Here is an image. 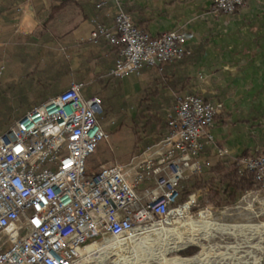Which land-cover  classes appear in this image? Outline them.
<instances>
[{"label":"built area","instance_id":"obj_1","mask_svg":"<svg viewBox=\"0 0 264 264\" xmlns=\"http://www.w3.org/2000/svg\"><path fill=\"white\" fill-rule=\"evenodd\" d=\"M109 1L112 24L94 20L89 40L119 46L110 76L125 79L192 55L183 30L151 35L119 0L98 2L97 12ZM247 1L212 0L210 13L232 15ZM4 71L1 64L0 78ZM88 86L72 82L0 134V264H80L91 257V245L106 243L107 250L119 239L202 209L194 196L185 203L179 199L184 182L213 166L204 155L207 146L217 161L234 162L240 177L255 175L257 186L240 200L264 193V151L234 155L219 147L212 131L223 105L196 94L177 99L159 143L125 163L90 169L89 159L100 143H109V134L99 119L102 98L98 92L87 96Z\"/></svg>","mask_w":264,"mask_h":264},{"label":"crops","instance_id":"obj_2","mask_svg":"<svg viewBox=\"0 0 264 264\" xmlns=\"http://www.w3.org/2000/svg\"><path fill=\"white\" fill-rule=\"evenodd\" d=\"M62 1L0 0V49L18 55V63L30 64L23 54L33 48L24 47L43 43L44 36L56 43L61 41L67 61L54 60L52 70L53 75H62L60 92L72 82L89 83L87 96L105 94L106 87L117 91L109 75L118 58L116 50L105 41L93 44L89 40L94 20L112 24L113 4L109 1L98 13L95 0H78L81 7H61ZM119 1L151 35L183 30L194 54L182 63L166 65L164 71L146 67L139 75L121 79L119 90L122 85L128 86L129 97H134L137 86L156 85L168 98L166 105L161 104L166 111V106H173L178 98L192 94L220 103L223 113L212 131L216 144L234 155L264 151V0H248L232 15L210 13L212 0ZM42 28L54 30L38 37ZM17 48L25 50L19 53L14 50ZM132 105L128 110L133 109ZM136 109L131 118L136 116ZM116 130L105 129L109 143H100L94 155L99 149L107 155L114 153L112 142L120 139ZM204 155L212 164L217 162L211 146Z\"/></svg>","mask_w":264,"mask_h":264},{"label":"rangeland","instance_id":"obj_3","mask_svg":"<svg viewBox=\"0 0 264 264\" xmlns=\"http://www.w3.org/2000/svg\"><path fill=\"white\" fill-rule=\"evenodd\" d=\"M50 30L53 31L54 29L48 28L46 30L42 28L38 37H41L44 32L49 33ZM41 42L43 43H32V45L24 47L26 49L30 47L33 48L30 50L28 49L27 52L25 51L28 62L31 63L34 58L36 60L38 59L40 62L38 64V69L43 71L48 62H53L56 59L67 61L65 47L61 41H57L56 43L55 40L46 39L44 36ZM24 48H17L14 50H18L19 53H21L25 50ZM45 51H50L52 53L47 54ZM18 57L19 56L16 54L10 55L7 52H4L3 49H0V63L4 62L6 65L3 76L0 78V83L3 87L7 88L8 83L21 86L25 83V79L23 80L22 76H24L26 72H32L34 70L33 64L28 68V70H26V64L23 62L18 63ZM35 77L39 79L41 76L38 74L35 75ZM48 88L49 90L47 91L50 93H58L61 90L60 87L57 86L56 88L55 85L49 86ZM141 89L145 90L146 87L137 86L136 90L133 92L137 94L141 91ZM121 91V95L115 98L118 102L119 100L122 102V100L130 96L128 86L123 87L122 85ZM11 92L12 90L10 91L8 89V92H4L2 95L10 98L11 106L14 110L12 117L13 120L40 104L44 100L43 98H45L36 95L34 91L32 92L28 89L23 95L25 98L24 100H14ZM107 94H110V92ZM99 95L101 98L105 96L103 92H100ZM158 99L159 106L154 108L153 112L155 113L157 119H164L163 125H165V123H167V116L172 112L175 104H173V106H166L168 110L166 111L160 106L161 104L166 105L168 98L164 95H160ZM132 108L133 109L130 110L120 109L117 112H109L107 111L105 104L103 105L105 113L100 116V122L107 130L110 127H116V131L120 133V139L116 142H112L114 147V153L112 155H107L105 151L99 149L98 153L88 162V166L90 168L99 167L101 165H109L114 162L125 163L126 158L128 156H132L134 143L139 140V136L134 134L131 124L127 122L128 119L132 117L131 115L134 114L136 105L133 104ZM3 114H6V111H3ZM2 116V112L0 111V134H2L7 128L1 124ZM208 178L209 176L205 173L204 169L201 175L194 176L189 179L191 180V183L188 185L191 189V186H193L197 179L198 181H204V179L207 180ZM192 189V193L189 196H194L198 202L200 201L202 209H193L189 214L191 217H184L183 219L173 217L170 221H168L169 223L177 221L181 225L180 227L174 226L168 230L157 232L149 237L145 236L148 233H151L149 230H141L137 232V234H139L138 237H143L140 239V242L147 241L148 244L140 247L132 246L134 244V240L135 242L137 241V236H129L119 240L114 247L111 245L107 248V250H103L107 246H101L90 250L88 256L91 257L84 259L80 264H165L164 261L167 259H187L198 254L200 255L198 260L195 261V264H246V261L249 260L250 257H259L260 261L258 264H264V233L261 236L259 235L260 237L257 235L255 238H251L252 234H250L251 232L249 230H238V227L241 226H246V228L249 229L253 226L264 224V193H262L259 197L254 195L247 196L233 205L224 203L223 206H219L216 199L207 193V189H201L199 187H194ZM207 202L213 203L218 207L215 209H207V207H205ZM201 211H208L209 213H203L201 215ZM201 216L205 217L203 221L200 219ZM167 227L168 225H163L155 228ZM149 228H152V226H149ZM153 229L154 228H152V230ZM191 235L199 237L202 242L206 244V249L201 250L198 246H190L181 252L170 253L166 260L161 257V248L168 242L174 240L178 236ZM128 242L131 243V246L126 245ZM253 245L261 246L259 247L261 251H255L254 253L250 252L253 249L249 248V246ZM89 249L90 247L88 250Z\"/></svg>","mask_w":264,"mask_h":264},{"label":"trees","instance_id":"obj_4","mask_svg":"<svg viewBox=\"0 0 264 264\" xmlns=\"http://www.w3.org/2000/svg\"><path fill=\"white\" fill-rule=\"evenodd\" d=\"M98 3V0H95V4ZM65 6H79L81 4L78 3V0H63L61 2V7ZM106 44H108L106 42ZM116 50L117 55H119L120 48L119 46H113ZM47 54H51L50 51H45ZM26 58V54H23ZM194 54L185 57L181 63L184 62L187 58L192 57ZM177 62V63H180ZM40 62L35 58L32 60L30 64H26V70L34 64V70L32 72H26L22 79H25V83L21 86H16L13 83H9L7 88L3 87L0 83V111L2 112V122L1 124L5 127H8L14 120L12 119L14 110L11 106L10 98L8 96H3L4 92H8V89L13 94L14 100H24V94L29 89L30 91H34L36 95L46 100L47 98L57 95V92H48L49 86L55 85L56 88L59 82L62 79V75L60 73L52 74V70L54 68V61L48 62L46 68L42 71L38 69V64ZM173 63H165L160 67V71H164L165 66ZM25 71V70H24ZM40 75L41 77L37 79L35 75ZM114 80L115 86L117 87V91L112 89H108L105 93V96L102 98L103 105L107 108V111H119L120 109H129L132 105H136L137 113L134 118H129L127 122H129L132 126L133 132L136 136H139V140L134 143L133 146V155H139L144 152L148 148L159 143L165 136L168 124L165 123L163 125V118L157 119L155 113L153 112L154 108L159 106V96L161 95L160 89L156 85H151L147 87L145 90H141L134 97H129L122 102L119 100L116 101L115 98L121 95L119 90V85L121 79L112 77L110 78V82ZM23 82V81H22ZM56 90V89H55ZM110 92V94H107ZM119 99V98H118ZM43 100V101H44ZM177 102V101H176ZM161 107V106H160ZM32 109V108H31ZM3 111H6V114H3ZM103 113H105L103 109ZM250 155V154H246ZM205 173L208 174L209 178L204 181L194 182L191 189L189 187V183L191 180L184 182L182 184L181 192H180V203H185L188 200L189 195L192 193V188L199 187L201 189H207V193L216 199L217 204L219 206H223L225 204L233 205L237 203L240 198L251 191L257 186V181L254 174H247L245 176L240 177L237 174L235 164L229 159L219 160L213 164V166L206 168ZM199 183V184H198Z\"/></svg>","mask_w":264,"mask_h":264},{"label":"bare ground","instance_id":"obj_5","mask_svg":"<svg viewBox=\"0 0 264 264\" xmlns=\"http://www.w3.org/2000/svg\"><path fill=\"white\" fill-rule=\"evenodd\" d=\"M178 212L180 214H184V213H182L180 211H178ZM203 213H209V212L208 211L202 212L201 215ZM188 217H191V216L187 214L186 215V218H188ZM200 219L203 221L205 219V217L204 216H201ZM174 226H179L180 227L181 225L177 221L174 222V223H168V227L167 228H154L153 230L151 229V230H149L151 233H148L145 236L146 237H149L151 235H154L157 232H161V231L168 230V229H170V228H172ZM233 230H237V229H233ZM238 230H241V231H243V230H249L251 232L250 234H252V237L251 238H255V236H257V235H258V237H260L264 233V224L256 225V226H253V227H251L249 229H247L246 226H241V227H238ZM129 236L134 237V236H137V235H129ZM141 238H143V237H138L137 236L136 237L137 241L135 242V240H134V244L132 246L140 247L142 245L148 244L147 241H143V242L141 241L140 242V239ZM119 240H121V239H119ZM101 246H103V247L106 246V243L105 244L104 243H97V244L91 245L90 246V249L87 251V254L89 255V251L90 250L95 249L97 247H101ZM190 246H198L201 250H205L206 249V244L204 242H202V240L199 237H197V236H193V235H191V236H178L174 240H171L170 242H168L165 246H163L161 248L160 255H161V257L164 260H166V258L168 257V255H170V253H172V252H181V251L189 248ZM259 247H261V246H259V245L249 246V248H252L253 249L250 252H253L254 253L255 251H261L259 249ZM199 255L200 254H198V255H196L194 257H191V258H187V259H184V258L167 259L166 261H164V263L165 264H195V261L198 260ZM235 260H236V258H235ZM259 261H260V258L259 257H257V258L250 257V259L246 261V264H258ZM196 264H199V263H196ZM233 264H240V263H233Z\"/></svg>","mask_w":264,"mask_h":264}]
</instances>
